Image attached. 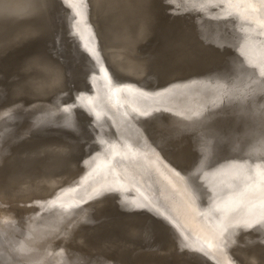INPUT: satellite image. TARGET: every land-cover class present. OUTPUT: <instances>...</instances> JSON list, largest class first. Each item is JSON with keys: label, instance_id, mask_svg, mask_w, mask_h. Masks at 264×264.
<instances>
[{"label": "bare ground", "instance_id": "1", "mask_svg": "<svg viewBox=\"0 0 264 264\" xmlns=\"http://www.w3.org/2000/svg\"><path fill=\"white\" fill-rule=\"evenodd\" d=\"M136 1L0 0V264H264V4L166 0L236 72L149 87Z\"/></svg>", "mask_w": 264, "mask_h": 264}, {"label": "rangeland", "instance_id": "2", "mask_svg": "<svg viewBox=\"0 0 264 264\" xmlns=\"http://www.w3.org/2000/svg\"><path fill=\"white\" fill-rule=\"evenodd\" d=\"M158 1V2H157ZM153 2H154V10H155V17H156V23H155V39H154V41L155 42H152V44L150 45V48L148 49L149 51H146V53H145V57H147V59H148V64H150V65H148L149 66V68H150V70L153 72V71H155V68H157L158 66H160V65H168L170 68H171V70H174V69H180V71H181V73H184V71H187V73H191L192 71L193 72H197L198 71V73H205L207 70V72L209 73H215V70L216 71H218L217 72V74H221V75H227V74H230V75H232V74H234L235 72H236V67H234L236 64V62L235 63H232V61L234 62L236 59H233V58H236V57H233L235 54H236V52H235V49H233V47L232 46H229L230 44H227V45H225V44H217V43H214L213 44V42H210V40L208 41V37H205V35H204V37H203V34H204V29H203V27L201 26V24L200 23H194V21L193 20H183V21H181V22H179V23H173V22H171L170 21V19L168 18V17H166V14L168 13V12H170V11H173V9L172 8H170V9H162L163 10V12L162 11H160V2L162 3V4H166V0H153ZM168 11V12H167ZM161 14H165V16H163V15H161ZM161 15V16H160ZM160 16V17H159ZM162 17H164V18H162ZM58 19V18H57ZM162 20V21H161ZM163 21L165 22V24L163 23ZM167 21V22H166ZM185 21V22H184ZM183 22V23H182ZM196 22V21H195ZM198 22H200V20L198 19ZM188 24V25H185V24ZM161 24V25H160ZM166 24H167V28L169 29V27H170V24H171V27H170V29L168 30L167 28H165L166 27ZM174 24H175V27H172V26H174ZM179 24H180V26H179ZM183 25V29L181 28L182 27V25ZM158 25V26H157ZM176 25H178L177 27H176ZM189 25H191V26H189ZM160 26V27H159ZM184 26H186V27H184ZM188 26V27H187ZM157 27H158V29H157ZM176 28H177V30H176ZM180 28H181V30H182V32H181V30H180ZM185 28H188V29H185ZM164 29V30H163ZM172 29V30H171ZM174 29L177 31L176 33H174L175 31H174ZM190 29V30H189ZM193 29V30H192ZM160 30H161V32L162 33H164L163 35H162V33L160 32ZM180 30V31H179ZM183 31H184V33H183ZM186 31H188L189 33H187ZM192 33H191V32ZM160 32V33H159ZM167 32H169V33H167ZM180 32H181V34H180ZM166 33H167V35H166ZM173 33V34H172ZM196 33V34H195ZM184 34V35H183ZM179 36L178 38L177 37H174V36ZM183 35V36H182ZM197 35V36H196ZM158 36V37H157ZM170 36H171V38H170ZM181 36H182V38H181ZM185 36H187L186 37V39H185ZM195 36H196V38H195ZM164 37H166V38H164ZM189 37V38H188ZM197 37H198V39H197ZM203 38V40H202V38ZM170 38V39H169ZM175 38H176V41H175ZM180 38L182 39V40H180ZM191 38V39H190ZM201 38V39H200ZM207 38V39H206ZM163 39V40H162ZM184 39V40H183ZM190 39V40H189ZM194 39L196 40H198V42L197 41H194ZM165 40H167V41H165ZM169 40V41H168ZM170 40H171V42H170ZM174 40V41H173ZM180 40V41H179ZM189 40V41H188ZM191 40H192V42H191ZM201 40V41H200ZM206 40V41H205ZM159 41H160V43L162 44V45H159L160 43H159ZM164 41V42H163ZM182 41V42H181ZM205 41V42H204ZM176 42V43H175ZM186 42V43H185ZM189 42V43H188ZM194 42H196V43H198V44H196V43H194ZM158 43V44H157ZM172 43V44H171ZM190 43H192L193 45H195L194 47L196 48V49H198V50H201V51H198V50H196L195 48L193 49V45L192 44H190ZM204 43V44H203ZM208 43H210L209 45H208ZM154 44V45H153ZM155 44H157V45H155ZM165 44V47L168 49H166L163 45ZM167 45H169V46H167ZM171 45V46H170ZM176 45V46H175ZM183 45V46H182ZM187 45V46H186ZM191 45V46H190ZM201 45V46H200ZM210 45H212V46H210ZM154 46H158V47H160L161 48V46H163V48H161V50H159L158 49V47L156 48V47H153ZM182 46V47H181ZM204 46V47H203ZM207 46V47H206ZM224 46H226V48H227V50H226V48L224 49ZM179 48V51H178V49L177 48ZM183 47H185V48H183ZM189 47H192V48H190L189 49ZM198 47V48H197ZM210 49H209V48ZM216 49H214V48ZM156 48V49H155ZM165 48V49H164ZM180 48H182V50L180 49ZM204 48V49H203ZM207 48V49H206ZM217 48L218 49H220V52H222V53H220L219 51H217ZM229 48H232V50H234L233 52L235 53H231V49L229 50ZM177 49V50H176ZM185 49H187V50H185ZM189 49V50H188ZM206 49V50H205ZM212 49H214V50H212ZM160 52H162V50H163V52H164V54H163V52L162 53H160ZM168 52H167V51ZM175 50V51H174ZM195 50L197 51V52H195ZM203 50H204V53H203ZM222 50V51H221ZM225 50L228 52V50H229V52L227 53V52H225ZM152 51V52H151ZM156 51V52H155ZM170 51V52H169ZM186 51V52H185ZM194 51V52H193ZM210 51V52H209ZM179 52V53H178ZM189 52V53H188ZM199 52H200V54H201V56H199L200 54H199ZM215 52V53H214ZM225 54H224V53ZM71 52H67V58H68V61H70V64H71V66H74L75 64H77V63H79L80 64V62H81V59L79 58V59H77V58H75V56L71 53ZM169 54V55H166V54ZM177 53V54H176ZM182 53V54H181ZM184 53V54H183ZM197 53V54H196ZM207 53H209L210 55H211V53H212V56H214L215 54L218 56V58L216 57V56H214V57H212V56H210L209 54V57L211 58H209L208 57V55H206ZM227 53V54H226ZM172 54V55H171ZM174 54V55H173ZM180 54V55H179ZM186 54V55H185ZM190 54H191V56H190ZM205 56H204V55ZM222 54V56H221V58H220V55ZM230 55V57H229V55ZM232 54V55H231ZM73 55V56H72ZM165 55V56H164ZM177 55H179V57L177 56ZM199 57H198V56ZM203 55V56H202ZM226 55V56H225ZM167 56V57H166ZM188 56V57H187ZM236 56V55H235ZM64 56H60V58L62 59ZM71 57V58H70ZM201 57H202V59H201ZM206 57V58H205ZM226 57H228V58H226ZM74 58H75V60H74ZM171 58V59H170ZM175 58H178V59H175ZM197 58V59H196ZM219 59V60H217V62H216V60L215 59ZM226 58V59H225ZM230 58V59H229ZM182 59V61H180ZM186 59V60H185ZM190 59V62H188L187 63V61ZM193 59V60H192ZM205 61H204V60ZM226 60V62H225V60ZM228 59V60H227ZM77 60V61H76ZM191 60H192V62H191ZM197 62H196V61ZM206 60H207V62H206ZM212 61V62H210V61ZM223 60H224V63H223ZM229 60H230V62H229ZM232 60V61H231ZM151 61V62H150ZM185 61V62H184ZM222 62V63H220V62ZM150 62V63H149ZM179 62V63H178ZM184 62V64H182ZM200 64H199V63ZM204 62H206V63H204ZM213 62H215V63H213ZM181 63V64H180ZM185 63H187V65L188 66H193V67H189V68H191V70H189V68H186V67H188ZM191 63V64H190ZM196 63V64H195ZM227 65H226V64ZM179 64V65H178ZM194 64V65H193ZM215 64V65H214ZM220 64V65H219ZM233 64H234V66H233ZM201 65V66H200ZM214 65V66H213ZM216 65H219V67L220 68H218ZM228 65H230V66H228ZM231 65H232V67H233V70H232V67H231ZM178 66V67H177ZM181 66L183 67V68H181ZM186 66V67H185ZM198 68H197V67ZM206 66V67H205ZM211 66H212V68H211ZM226 67V68H225ZM187 70H186V69ZM203 68L205 69V71L203 70ZM208 68V69H207ZM213 68H215V70L213 69ZM218 68V69H217ZM223 68V69H222ZM230 68V69H229ZM182 69H183V71H182ZM194 69V70H193ZM222 69V71H224V73H222L220 70ZM225 69V70H224ZM227 69V70H226ZM235 69V70H234ZM209 70H211V71H209ZM230 70V71H229ZM190 71V72H189ZM200 71V72H199ZM220 71V72H219ZM227 71H229V72H227ZM235 71V72H234ZM206 72V73H207ZM227 72V73H226ZM230 72H233L232 74L230 73ZM186 73V72H185ZM226 73V74H225ZM221 116H223V117H226L224 114H222ZM222 117V118H223ZM237 118V117H236ZM230 119H232V118H230ZM236 120V119H235ZM237 121V120H236ZM50 149L49 150H51V148L52 147H49ZM53 150V149H52ZM51 150V151H52ZM41 151L42 150H40L39 152H40V154H45V152H46V154H48V153H54V155L55 154H57V150H55L54 149V151L53 152H51V151H49L48 152V149H45L44 151H43V153H41ZM56 151V152H55ZM39 152H38V154H39ZM48 152V153H47ZM39 154V155H40ZM45 154V155H46ZM123 225H124V227L126 226L125 224H123V222L122 223H120V224H118V225H115L116 226V228H117V226H118V229L119 230H126V228L124 229V227H123ZM111 227H113V226H111ZM120 227L122 228V229H120ZM139 228H140V225H139ZM142 231V230H141ZM146 231L147 230H145V231H142V232H140L139 231V233L138 234H136V233H133V234H136V235H138L137 236V238H136V236L135 235H132V236H135V238H136V240H137V242H139V244H141V245H144V243H145V241H154V238H153V235L152 234H149V232L147 233V234H145L146 233ZM144 232V233H143ZM131 233V232H130ZM141 233H143L142 235H144V237L143 236H141ZM132 234V233H131ZM140 234V235H139ZM143 239V241L142 242H140L141 241V238ZM148 238H149V240H148ZM144 239H145V241H144ZM148 246H150V245H148Z\"/></svg>", "mask_w": 264, "mask_h": 264}, {"label": "water", "instance_id": "3", "mask_svg": "<svg viewBox=\"0 0 264 264\" xmlns=\"http://www.w3.org/2000/svg\"><path fill=\"white\" fill-rule=\"evenodd\" d=\"M135 6L138 5L141 9L145 10V13H148V24L150 27V32L151 34L148 33L147 36H149V40L152 44V42L154 41V37H155V23H156V17H155V10H154V5L152 0H138L135 3ZM171 4L169 2H166V4H162L160 3V11L162 9H170ZM168 12V11H167ZM171 22L173 23H179L183 20H193L194 23H199L197 18L198 15L195 13V11L192 10H185V11H170L167 13L166 15ZM196 21V22H195ZM213 43H217L213 40H210ZM150 44V45H151ZM217 44H221V43H217ZM149 67V66H147ZM150 70V69H149ZM193 76H203V77H211L214 78V76H222L221 74H217V73H198V72H191V73H181L180 69H174L171 70V68L168 65H160L158 67V69L152 74V75H139L138 78L141 82H143V84L149 86V87H159V86H163L164 84H167L168 82L174 81V80H179V79H187V78H191ZM226 76V75H223ZM121 77H127V75L125 76H121ZM227 151L224 150H219L217 153H215L214 155V159L215 158H222V157H227V156H231L233 153H226ZM150 225V224H149ZM151 234L153 235V238L155 239L156 237H158V235L155 233V231H151ZM152 253L156 252V251H150ZM159 252H157L158 254ZM176 261V259L174 260Z\"/></svg>", "mask_w": 264, "mask_h": 264}, {"label": "snow or ice", "instance_id": "4", "mask_svg": "<svg viewBox=\"0 0 264 264\" xmlns=\"http://www.w3.org/2000/svg\"><path fill=\"white\" fill-rule=\"evenodd\" d=\"M261 4H264V0H260ZM124 91H127V89H124ZM264 183V182H262Z\"/></svg>", "mask_w": 264, "mask_h": 264}]
</instances>
